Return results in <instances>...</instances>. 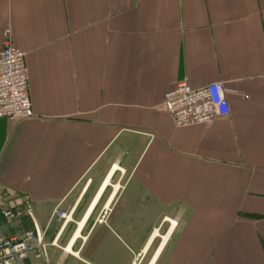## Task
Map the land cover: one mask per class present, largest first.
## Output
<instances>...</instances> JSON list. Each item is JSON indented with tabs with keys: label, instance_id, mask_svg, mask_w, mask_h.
I'll return each mask as SVG.
<instances>
[{
	"label": "crops",
	"instance_id": "obj_1",
	"mask_svg": "<svg viewBox=\"0 0 264 264\" xmlns=\"http://www.w3.org/2000/svg\"><path fill=\"white\" fill-rule=\"evenodd\" d=\"M7 29L34 116L0 119V231L29 204L47 253L21 264H264V0H0ZM183 81L229 115L176 127Z\"/></svg>",
	"mask_w": 264,
	"mask_h": 264
},
{
	"label": "built area",
	"instance_id": "obj_2",
	"mask_svg": "<svg viewBox=\"0 0 264 264\" xmlns=\"http://www.w3.org/2000/svg\"><path fill=\"white\" fill-rule=\"evenodd\" d=\"M9 32L8 29L4 32L0 49V119L14 122L31 119L34 115L27 86L26 54L14 46ZM162 104L176 127L208 125L217 118L229 115L224 84L221 82L194 89L183 81L164 94ZM71 213V210L56 207L51 219L66 224L71 220ZM22 214L32 220V227L8 236L0 231V264H21L32 258L47 261L44 231L33 220L31 206L26 204L23 213L6 210L3 217L10 222ZM175 227V222H170V229ZM67 247L63 250L69 253Z\"/></svg>",
	"mask_w": 264,
	"mask_h": 264
},
{
	"label": "trees",
	"instance_id": "obj_3",
	"mask_svg": "<svg viewBox=\"0 0 264 264\" xmlns=\"http://www.w3.org/2000/svg\"><path fill=\"white\" fill-rule=\"evenodd\" d=\"M25 218H27V217H23L22 215L21 216H19L18 218L16 217V218H13V219H11L10 220V222H9V224H11L12 222H15L16 221V224H17V228H16V231L14 232V233H17V232H20V231H23V230H25V229H29V228H31L32 226H28V225H26V226H24V224L21 222L23 219H25ZM28 219V218H27ZM3 221V220H2ZM24 221V220H23ZM3 223H5L4 221H3ZM3 225H5V224H3ZM7 227H9V225H6ZM13 233V234H14Z\"/></svg>",
	"mask_w": 264,
	"mask_h": 264
},
{
	"label": "rangeland",
	"instance_id": "obj_4",
	"mask_svg": "<svg viewBox=\"0 0 264 264\" xmlns=\"http://www.w3.org/2000/svg\"><path fill=\"white\" fill-rule=\"evenodd\" d=\"M25 204H21V206H20V213H23V211H24V206ZM54 221L52 222V228H56V226L58 227L59 225H60V223H56V220L55 219H53ZM56 225V226H55Z\"/></svg>",
	"mask_w": 264,
	"mask_h": 264
},
{
	"label": "bare ground",
	"instance_id": "obj_5",
	"mask_svg": "<svg viewBox=\"0 0 264 264\" xmlns=\"http://www.w3.org/2000/svg\"><path fill=\"white\" fill-rule=\"evenodd\" d=\"M115 168H116V167H115ZM106 184H107V182H106ZM92 208H93V207H92ZM81 226H82V224L79 225V229L81 228ZM76 236H78V233H76ZM70 244H71V243H70ZM70 244H69V246L67 247L66 250H67V252H69V253L71 252V253H72V250H71V248H70V247H71ZM72 254H73V253H72Z\"/></svg>",
	"mask_w": 264,
	"mask_h": 264
}]
</instances>
